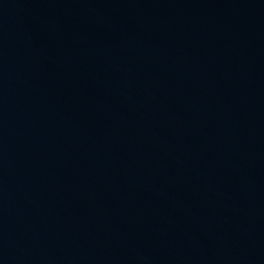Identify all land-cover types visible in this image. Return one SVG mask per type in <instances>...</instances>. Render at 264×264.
I'll return each mask as SVG.
<instances>
[{
  "label": "water",
  "instance_id": "obj_1",
  "mask_svg": "<svg viewBox=\"0 0 264 264\" xmlns=\"http://www.w3.org/2000/svg\"><path fill=\"white\" fill-rule=\"evenodd\" d=\"M0 264H264V0H0Z\"/></svg>",
  "mask_w": 264,
  "mask_h": 264
}]
</instances>
